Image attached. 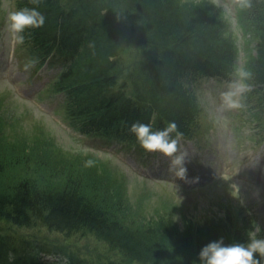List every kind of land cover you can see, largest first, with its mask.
Instances as JSON below:
<instances>
[{
  "label": "trees",
  "instance_id": "trees-1",
  "mask_svg": "<svg viewBox=\"0 0 264 264\" xmlns=\"http://www.w3.org/2000/svg\"><path fill=\"white\" fill-rule=\"evenodd\" d=\"M14 6L34 7L30 0H15ZM38 10L45 23L25 29L23 45L40 61L49 57L60 65L51 88L64 94L68 122L79 132L136 140L129 131L133 122L151 123L153 130L174 122L181 136L189 137L200 109L188 84L202 77L225 81L234 70L236 47L226 34V23L202 0H69L66 5L42 0ZM244 15L253 25L249 33L256 37L247 96L262 117L260 124L264 0H249ZM131 46L136 55L122 78L121 55ZM6 222L30 228L40 224L51 232L84 230L141 264H200L203 246L221 237L226 245L244 242L249 229L247 221L236 225L229 213L189 220L183 227L166 217L132 226L72 177L52 188L22 178L0 187V227ZM14 238L13 232L0 233V264H43L36 251L57 254L43 244H34L35 249L17 246ZM63 264L92 263L77 256Z\"/></svg>",
  "mask_w": 264,
  "mask_h": 264
},
{
  "label": "rangeland",
  "instance_id": "rangeland-1",
  "mask_svg": "<svg viewBox=\"0 0 264 264\" xmlns=\"http://www.w3.org/2000/svg\"><path fill=\"white\" fill-rule=\"evenodd\" d=\"M202 1L224 19L236 58L229 81L203 78L190 86L201 112L195 136L179 140V151L191 156L195 150L208 174L197 183L186 184L156 177L161 168L156 170L151 163L158 152H146L136 141L117 143L73 130L66 120L62 94L51 90L59 68L46 63L34 69L37 61L7 28L8 14L15 11L14 0H0V187L22 178L52 188L72 177L84 183L88 195L132 226L166 217L183 227L189 220L201 222L224 213L232 214L239 226L243 221L249 229L254 223L264 226V139L260 140L262 132L253 127L254 112L247 110L254 104L244 93L242 107L225 109L220 96L238 69L250 73L256 41L249 33L253 25L236 0ZM62 2L66 5L69 0ZM136 51L131 46L121 55L122 78ZM257 157L260 161L252 165ZM88 161L91 165L86 166ZM39 225L18 227L6 222L0 233L13 232L17 246L43 244L57 253H44L49 259L46 264L77 256L92 264H141L87 231L51 232Z\"/></svg>",
  "mask_w": 264,
  "mask_h": 264
},
{
  "label": "clouds",
  "instance_id": "clouds-1",
  "mask_svg": "<svg viewBox=\"0 0 264 264\" xmlns=\"http://www.w3.org/2000/svg\"><path fill=\"white\" fill-rule=\"evenodd\" d=\"M34 7H23L8 14L7 28L18 43H23V33L27 28H40L45 23V16L38 10L42 0H30ZM218 3V0H213ZM241 7L248 6L249 0H236ZM250 73L240 68L236 78L227 84V90L221 92L222 107L238 109L242 107L240 98L249 90L246 80ZM129 131L135 135L140 147L146 152H159L170 160L169 171L184 180L185 183H197L199 177L189 178L187 175L185 153L179 151L178 144L181 134L174 122H169L164 129L153 130L151 123L136 121L131 124ZM176 133L175 137L171 134ZM91 165V161L86 166ZM264 226L254 223L246 230L247 240L225 244L223 237L211 241L201 248L198 253L200 264H264Z\"/></svg>",
  "mask_w": 264,
  "mask_h": 264
},
{
  "label": "bare ground",
  "instance_id": "bare-ground-1",
  "mask_svg": "<svg viewBox=\"0 0 264 264\" xmlns=\"http://www.w3.org/2000/svg\"><path fill=\"white\" fill-rule=\"evenodd\" d=\"M114 1H117V0H114ZM117 34H121V31L120 30H117ZM65 43V42H64ZM49 58V57H48ZM128 138H130V136L128 137ZM131 139H133V138H131ZM185 159H186V163H187V161H188V157L187 156H185ZM256 159H258V157L257 158H255V160ZM256 163V162H255ZM240 218V217H239Z\"/></svg>",
  "mask_w": 264,
  "mask_h": 264
}]
</instances>
